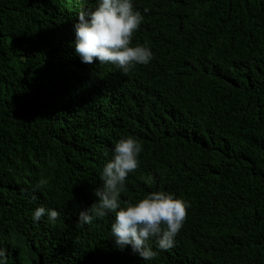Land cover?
Instances as JSON below:
<instances>
[{
    "label": "trees",
    "instance_id": "obj_1",
    "mask_svg": "<svg viewBox=\"0 0 264 264\" xmlns=\"http://www.w3.org/2000/svg\"><path fill=\"white\" fill-rule=\"evenodd\" d=\"M0 264H264V0H0Z\"/></svg>",
    "mask_w": 264,
    "mask_h": 264
}]
</instances>
